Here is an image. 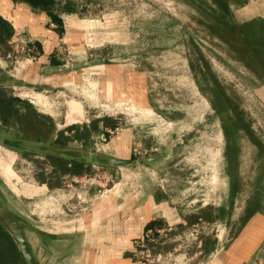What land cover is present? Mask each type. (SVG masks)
<instances>
[{"label":"rangeland","instance_id":"1","mask_svg":"<svg viewBox=\"0 0 264 264\" xmlns=\"http://www.w3.org/2000/svg\"><path fill=\"white\" fill-rule=\"evenodd\" d=\"M255 1V14H264V0ZM13 2L55 30L54 66L62 71L84 68L80 78L73 76L68 85H37V98H32L21 87L20 77L27 62L40 57V47L34 44L39 54L30 61L27 52L15 53L14 39L0 43V88L20 99L6 121L0 117V201L27 224L32 245L37 247L34 221L43 228L45 221L61 224L77 217L82 212L77 204L80 190L105 193L118 180L119 170L99 154L96 158L103 164L84 163L80 174L62 172L56 169L55 158L48 157L53 153L38 152L27 140L54 142L62 132L68 138L66 144L103 153L102 145L124 128L134 132V158L164 151L163 180L194 216L192 224L205 229L193 232L195 247L187 257L199 262L211 257L202 247L217 235L214 230L219 222L230 227L224 241L234 238L243 222V217L234 215L243 210L246 214L251 201L261 199L264 205V66L252 40L243 38L237 28V23L249 17L243 12L248 0L231 1L228 14L213 0H55L51 11L61 22L26 2ZM66 2L74 10L67 11ZM68 18L91 24L84 31L75 29L67 40L62 21ZM19 38L36 42L27 29ZM8 53L12 57H6ZM108 58L133 67L135 82L140 83L137 75L143 76L145 106L137 98L114 101L99 94L101 85L91 68L103 60L110 62ZM214 88L230 97L228 113L236 115L242 109L249 125L239 138L238 164L231 170L235 168L238 176L234 194L225 168L221 117L212 102ZM71 100L80 103L82 115L75 113V119L68 120ZM32 110L44 119H34ZM70 127L79 128L83 137L75 140L76 130ZM2 138L8 143L3 144ZM258 141L263 143L261 148ZM134 148L140 153L134 154ZM42 184L46 187L30 194V189ZM69 193L73 196L67 197ZM236 197L241 198L237 201ZM242 197L249 198L243 203ZM207 245H212L211 240ZM38 250L44 259L45 252Z\"/></svg>","mask_w":264,"mask_h":264},{"label":"crops","instance_id":"2","mask_svg":"<svg viewBox=\"0 0 264 264\" xmlns=\"http://www.w3.org/2000/svg\"><path fill=\"white\" fill-rule=\"evenodd\" d=\"M254 1L248 0L244 5L243 12L249 17L242 21L254 17L264 18V14H255L257 12L255 9L258 7ZM0 16L9 21L13 27L12 39L27 29L40 47V57L33 63L28 61L20 77V85L30 91L29 96L37 98L35 96L37 85L44 84L54 88L59 84L61 86L68 85V80L73 76L80 78L81 69L84 70L83 67L62 71L63 69L52 64L54 62L52 53L57 34L53 28L48 26L47 21L40 24L38 17L31 10L14 4L13 0H0ZM62 22H64L63 27L67 40L72 37V31L75 29L84 31L85 27L91 24L90 21L81 18H68ZM108 60L110 62L103 60L92 65L91 68L92 74L95 77L98 76V82L101 85L99 94L102 92L114 101L132 102L133 98H137L140 105L145 106L143 76L137 75L140 78V83L135 82L133 67L126 63L113 62L110 58ZM136 73L138 74V72ZM93 84L95 85L97 82L95 81ZM69 108L68 120L75 119L73 116L75 113L82 115L79 102L71 100ZM133 139V130L124 128L110 136L108 143L102 145L103 153H97L96 156L100 154L126 161L133 160L135 159L132 156ZM2 142L4 144V141ZM67 145L73 147L70 142ZM165 156H160L150 162H129L123 166L109 165L113 169L119 170L118 180L114 181L113 186L100 195L92 191L89 192L90 188L80 190L77 194L80 201L77 204L82 207V212L77 217H69L61 224H56L54 221L49 224L45 221L43 228L39 221H34L32 231L37 247L32 245L30 239L28 241L38 263L141 264L132 255V243L136 237L141 235L150 221L160 222L170 227V235L168 237L159 236L158 241L152 245L155 250L167 251L174 246H179L175 264H196L199 262L191 259L193 257H187V253L195 247L192 245L195 244L192 242L196 241L193 232L202 227L192 224L194 216L189 210L182 207L180 199L174 197L168 182L163 180L160 170L165 162L161 158H165ZM79 157L83 158L81 153H79ZM83 159L84 163H94ZM100 163L104 162L96 164ZM0 168L2 169L1 165ZM44 187H46L44 184L35 186L29 192L32 194L31 191L34 190L36 193L37 189L40 190ZM72 196L71 193L67 195V197ZM240 198L236 197V200L239 201ZM247 198L249 197H242L243 203ZM243 212L234 216H248V219L242 222L234 232V236H232L234 238H231L229 242L224 240L230 227L225 221L219 222L214 230L217 234L214 237L215 240L208 238L204 248L202 247V250L211 253V257L205 258L199 264H264V258L261 259L264 254V251L261 252L264 246V211L257 210L249 215ZM49 225L51 228H48ZM202 230L205 231L203 228ZM209 240L212 242L211 246L207 245ZM39 248L45 252L44 259H42V254H39ZM195 253L197 252L195 251Z\"/></svg>","mask_w":264,"mask_h":264},{"label":"trees","instance_id":"3","mask_svg":"<svg viewBox=\"0 0 264 264\" xmlns=\"http://www.w3.org/2000/svg\"><path fill=\"white\" fill-rule=\"evenodd\" d=\"M28 3L35 9H41L52 15V18L56 22H61L60 17L54 15L51 11V7L54 5L55 0H19ZM239 2L240 0H213V2L218 5L224 14H228L230 11V2ZM232 3V2H231ZM67 4L66 10L72 11L74 7L69 6ZM228 24V23H227ZM233 27V25L228 24ZM237 28L239 33L243 38L252 40V44L254 50H256V57H258L264 66V18L262 17H254L249 20L243 21L241 23H237ZM13 35V27L10 22L0 16V43L9 42V39L12 38ZM225 40V39H224ZM35 45L39 47L37 42H34ZM193 67V65H191ZM201 69V68H200ZM263 75V73H262ZM214 98L212 99L213 105L218 113H220L221 117V127L222 133L224 135V154L226 158V170L230 174L231 181V193L234 194L235 187L239 184L237 177L235 176L234 169L231 172L233 166L238 164L237 155L239 152V138L243 135V131H249V125L244 119V114L242 109H238V105H235L233 108L236 112V115H232L230 112L228 113V105L230 101L229 96H225L223 90L219 88H214ZM20 99L18 97L9 96L0 88V117L4 121H6L13 112L16 111V107L18 106V102ZM227 101V102H226ZM24 106L27 109L31 110L30 104L26 103ZM32 117L34 119H44V116L39 115L35 111H31ZM107 124L106 122L104 125ZM95 127V123L92 125ZM70 129L76 130V135H74L75 139H81L82 133L79 128L70 127ZM252 133V131H251ZM7 140V139H6ZM37 140H42L41 138H37ZM68 138L62 135V132L59 133L54 143L59 145H67ZM4 143H8L4 140ZM262 144V145H261ZM258 146L261 148L263 143L258 141ZM69 157H62L57 155H48V157H53L56 160V169L59 168L62 172H69L73 174H80L82 172V168L84 166V159L79 157V153L74 151H65L64 152ZM236 156V157H235ZM234 160V161H233ZM235 164V165H234ZM262 197V196H260ZM254 202V203H253ZM263 203L260 199L256 201H251L246 207V213L252 214L254 211L260 210L264 211L262 207ZM251 207V208H250ZM248 216L243 217V221H247ZM155 221H150L147 226H152ZM146 226V227H147ZM264 250V246L261 251ZM0 264H26L21 253L18 250L17 244L13 237L9 234L6 228L0 222Z\"/></svg>","mask_w":264,"mask_h":264},{"label":"water","instance_id":"4","mask_svg":"<svg viewBox=\"0 0 264 264\" xmlns=\"http://www.w3.org/2000/svg\"><path fill=\"white\" fill-rule=\"evenodd\" d=\"M9 138V137H6ZM3 140V138H2ZM4 141V140H3ZM29 144H31L38 152L41 153H53L54 155H59L62 157H69L64 152L65 151H74L81 153L83 158L88 161L99 163L100 161L96 158L97 152L95 151H84L82 148L72 147L69 145H59L54 142L43 141V140H27ZM85 154V155H84ZM165 155L164 151H157L147 157L144 158H135L130 161H126L123 159H118L114 157H108L101 155L102 158L106 160V163L109 165H117L123 166L128 164L129 162H143V161H153L160 156ZM70 158V157H69ZM82 158V157H81ZM0 222L9 232V234L15 240L18 250L21 253L26 264H39L35 254L32 252L29 241L26 235V227L25 224L18 215L10 208V206L0 201Z\"/></svg>","mask_w":264,"mask_h":264},{"label":"built area","instance_id":"5","mask_svg":"<svg viewBox=\"0 0 264 264\" xmlns=\"http://www.w3.org/2000/svg\"><path fill=\"white\" fill-rule=\"evenodd\" d=\"M15 53H28L27 60L37 59L38 52L34 46L33 39H25L16 37ZM15 54H13L14 56ZM6 57H12L11 53H8ZM146 152V151H144ZM133 153H140L136 148L133 149ZM142 157V156H140ZM170 235V227L166 224L155 222L152 226H147L139 235L133 240L132 243V255L141 264H175L176 252L179 246H174L167 251L155 250L153 244L158 241L159 236L168 237Z\"/></svg>","mask_w":264,"mask_h":264}]
</instances>
